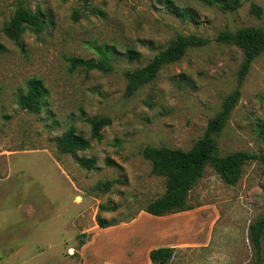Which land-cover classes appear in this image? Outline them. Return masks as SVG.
Wrapping results in <instances>:
<instances>
[{
  "label": "rangeland",
  "instance_id": "374dc122",
  "mask_svg": "<svg viewBox=\"0 0 264 264\" xmlns=\"http://www.w3.org/2000/svg\"><path fill=\"white\" fill-rule=\"evenodd\" d=\"M25 1L45 15L46 25L39 35L26 32L20 49L1 31L16 0H0V42L7 50L0 54V264H151L149 252L159 247L175 248L169 264H251L249 226L264 214V166L246 164L235 186L207 167L189 194L194 208L158 218L144 208L165 193V179L152 174L142 150H189L203 136L235 89L242 61L237 47L216 37L226 29L263 25L264 0H242L232 13L195 0ZM253 4L261 16L251 12ZM175 12L193 18L182 20ZM179 34L209 43L126 97L124 72L146 65ZM111 47L117 51L111 73L70 71L68 58L97 60ZM128 48L140 59L130 62ZM33 79L46 89L37 114L18 105ZM100 117L111 124L98 142L86 119ZM260 121L264 54L253 62L220 135L221 154L264 151ZM71 125L91 142L75 155L61 153L55 141ZM80 157L95 158V167L82 168ZM107 180L115 182L109 192L96 190ZM101 204L116 209L100 211ZM98 216L117 224L102 229Z\"/></svg>",
  "mask_w": 264,
  "mask_h": 264
},
{
  "label": "trees",
  "instance_id": "16d2710c",
  "mask_svg": "<svg viewBox=\"0 0 264 264\" xmlns=\"http://www.w3.org/2000/svg\"><path fill=\"white\" fill-rule=\"evenodd\" d=\"M87 4L90 0H83ZM209 7H216L222 12H236L242 6V0H195ZM170 3V1H169ZM91 14L103 15L100 10L88 7ZM173 13L175 10H172ZM251 12L261 16V9L255 4L252 5ZM78 15L83 13L75 12ZM182 20L187 17L193 18L191 14L175 12ZM46 25L45 15L40 11L32 10L25 0H16V9L10 20L1 29L3 35L13 42L20 49H24L23 35L31 32L39 35ZM217 42L228 46L237 47L242 53V61L239 65L235 89L225 97L220 111L209 120L203 136L194 143L191 149H172L168 147L146 146L142 150L143 157L150 161L152 174L165 179V193L150 202L144 211L154 217H165L170 214L190 211L194 207L189 204V194L203 177L207 167H212L221 179L230 186H235L240 180L244 166L252 161H258L264 166V151L252 153L249 151H235L222 155L219 148V138L224 131L233 110L241 99L243 84L251 71L253 62L264 54V24L261 26L243 27L236 31L226 29L221 31L217 37ZM209 41L197 35H177L169 45L144 66L129 69L124 72L126 78V97L135 96L138 91L153 83L163 68L179 62L189 50L203 48ZM6 47L0 42V54L5 53ZM117 51L115 47L100 51L99 59H85L81 57H70V71L79 68L85 72H101L104 74L113 71L112 54ZM125 57L134 62L139 60L141 55L134 49L128 48ZM46 89L41 80L33 79L28 83L25 94L19 95L18 105L22 110L32 114H37L42 110ZM2 93L0 90V101ZM86 122L91 127V137L98 142L102 141V130L111 124V119L107 117L90 118ZM260 135L264 137V121L258 122ZM58 150L63 154L75 155L77 152L86 151L90 148L91 142L78 133L76 127L71 125L66 132L56 139ZM79 165L87 170L95 167V158L80 157L77 159ZM108 163L112 164L111 160ZM115 184L112 180L98 182L96 190L107 193ZM100 211L110 212L116 206L101 204ZM117 223H107L99 216L97 225L106 229L113 227ZM249 240L254 251V261L251 264H264V214L249 226ZM85 241L81 238V246ZM175 256V248L159 247L149 252L151 264H169Z\"/></svg>",
  "mask_w": 264,
  "mask_h": 264
},
{
  "label": "crops",
  "instance_id": "0c3cea01",
  "mask_svg": "<svg viewBox=\"0 0 264 264\" xmlns=\"http://www.w3.org/2000/svg\"><path fill=\"white\" fill-rule=\"evenodd\" d=\"M158 218H159V217H158ZM179 225H180L179 227H183V226L186 227V226H188L189 224L186 223V222H180ZM149 262H151L150 259H149ZM149 262H148V263H149Z\"/></svg>",
  "mask_w": 264,
  "mask_h": 264
},
{
  "label": "bare ground",
  "instance_id": "6f19581e",
  "mask_svg": "<svg viewBox=\"0 0 264 264\" xmlns=\"http://www.w3.org/2000/svg\"><path fill=\"white\" fill-rule=\"evenodd\" d=\"M110 231V230H109Z\"/></svg>",
  "mask_w": 264,
  "mask_h": 264
}]
</instances>
